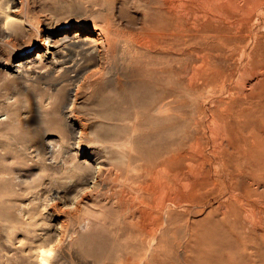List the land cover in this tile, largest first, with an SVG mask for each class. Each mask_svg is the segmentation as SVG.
Wrapping results in <instances>:
<instances>
[{
  "label": "bare ground",
  "instance_id": "6f19581e",
  "mask_svg": "<svg viewBox=\"0 0 264 264\" xmlns=\"http://www.w3.org/2000/svg\"><path fill=\"white\" fill-rule=\"evenodd\" d=\"M131 10L137 13L136 17L130 14ZM80 16L75 20L76 22H70L62 29L50 30L51 33H48L46 38L58 36L59 44L56 45L54 40L51 48L55 50L46 54L50 53V57L54 60L60 53V60L56 58V61L62 65L67 63L64 65V74L70 72L68 75L71 85H67L70 87L65 89L66 103H63V109L68 108L65 113V128L70 136L69 139L73 141L71 144L75 145V149L79 152L86 147L89 136L102 138L106 143L108 155H104V158L101 156L103 160L89 158L94 164L88 167V173L84 176L88 184L84 183L85 185L77 187L69 207L71 210H68L71 211L67 216L68 224L66 225L65 221V225L59 228L55 243L52 242L48 248H44L47 244H42L41 247H44L33 254L34 264H47L46 255L51 252L54 253L53 260H50L51 264H68L73 259L72 256L78 257L81 250L92 251L90 256L94 252V256L98 257H96L97 264H132L131 260L139 254V251L143 249L145 251L144 243L147 241H152L148 245L155 243V248L165 245L167 250L165 257L168 258L166 260L172 262L175 260L177 264H222V262L223 264H264V0H92ZM260 16H263V21ZM245 39L249 40L247 43L244 42L245 49L248 50V60L243 67H240L243 68L247 78L235 85L237 89L235 92L241 96V99L250 95L252 98L247 97V99L253 100L248 99L249 102L244 104H238L239 100L235 101L237 105L233 102L225 115L218 111L223 117L216 115L223 125L222 127L219 121H216L220 138L223 137V140L228 141L230 152L231 149L236 151V156L227 159V163H224L232 172L228 173V170V175L225 176L218 174L224 176L223 183L229 188L227 189L229 201L226 199V204L223 205V222L219 221L221 218L215 216V219L219 218L216 220L220 222V227L217 226V222L212 221H207L206 226L204 224L205 228L200 225L195 227L191 223L194 221L190 222L188 218L184 220L183 212L179 214L176 207L182 197L187 201H194L195 195L199 194L196 192L201 189L199 185L205 184L200 183L208 179L213 182L214 177L212 178V175L207 177L210 176L205 171L208 166L205 169L206 166L204 167L202 162L187 166L184 164L188 155L195 156L196 159L199 150L198 142L193 140L194 135L190 136L193 140L190 144L188 142L185 145L183 142L184 144L178 145L179 139L173 132L179 123L178 109L189 107L190 112L204 110L195 95L201 94L204 86L210 87L209 85L222 75L223 83L225 78L228 79V74L222 72L221 64L224 58L220 59L216 55L218 57L216 60L212 54H223L224 47L240 44ZM41 40L44 44V39ZM248 44L250 47L248 46L247 49ZM243 46L244 44L241 45L240 50ZM239 47L237 46V49ZM235 49L236 45L231 50ZM36 51L33 53V50H29L18 60L29 58L33 54H36V57L41 56L40 50ZM254 52L258 53L254 54ZM234 55L236 56V53ZM240 58L243 61L244 57L240 56ZM212 62L215 63L214 67L211 66ZM233 64L235 63L230 67L233 68ZM252 64L255 67L252 68ZM91 65L96 67L90 68ZM230 67L229 69H232ZM229 69L228 72L232 73ZM255 74L259 76L252 79ZM230 79L234 80V77ZM247 80L249 84L246 83ZM252 81H255L253 84L260 85L255 91L252 89ZM215 84L218 85L216 82L212 88ZM217 85L216 87L222 86ZM228 94L230 93L227 91L225 96ZM69 102L70 106L66 107ZM79 104L82 108L76 111ZM202 112L200 111L201 114ZM192 114L191 117H196L199 113L196 116ZM183 118L179 119L183 121ZM190 120L194 122L193 119ZM200 120L203 122L202 118ZM189 127L191 128V125ZM98 128L100 130H97ZM205 135L203 137H206ZM224 151L227 154L226 150ZM101 154L99 152V157ZM94 155H97L96 152ZM82 164L89 163L86 159L82 160ZM215 164L213 163V167ZM141 173L146 176L144 180L140 178ZM114 177H123L122 182L132 184L134 188L135 184L140 185L144 193L142 198L140 196L139 202L143 205L140 206L138 203L140 207L137 204L135 206L118 190L117 195L110 194ZM139 179L141 181L136 183ZM81 180L77 182L81 183ZM118 182L114 183L115 186H118ZM217 183L215 184L214 180L215 189L219 188ZM142 190L138 192L141 193ZM203 192L208 196L209 192ZM55 196L57 197V193ZM193 201L190 203L193 204ZM83 207H86L84 209L87 212H85L86 217L90 219L98 217L99 220L104 221L103 223L107 222L113 226L112 230L109 227L110 233L113 232L110 239L106 236L107 240L104 238V241L95 242L83 233L75 236ZM208 207L210 208L211 205ZM212 208L211 213L215 211ZM164 213H167V216ZM212 218L211 220L216 221ZM101 234L100 237L103 235ZM179 238L186 242L184 243L186 249L194 256L192 254L184 256L185 253H182L184 259L177 257V251L174 253L173 247L177 246L176 240ZM174 243L176 246L173 245ZM202 251L207 253L206 257ZM201 253L204 257L197 258ZM80 255L83 256L82 253ZM154 256L155 264L164 261V257L158 253ZM137 261L141 262L134 260L136 264Z\"/></svg>",
  "mask_w": 264,
  "mask_h": 264
},
{
  "label": "rangeland",
  "instance_id": "374dc122",
  "mask_svg": "<svg viewBox=\"0 0 264 264\" xmlns=\"http://www.w3.org/2000/svg\"><path fill=\"white\" fill-rule=\"evenodd\" d=\"M91 1L92 0H0V264H34L33 254L36 251H38L40 248L44 247V246L41 247L42 244L43 245L47 244V246H45L44 248H48V246L51 245L52 242L55 243L54 242L56 239L55 236L58 234L59 228H62L63 225L65 224L67 225L68 224L67 222H69L67 220V216L70 215L71 211L69 212L68 210H71L69 207L71 205L73 195L75 194L77 187L85 185L84 183L88 184L87 182H85L84 176H86V174L88 173L87 171L88 167L94 164L92 163L93 160H90V159L98 158V159L103 160L104 158L103 156L108 155L107 150L105 148L106 143H104L102 138L98 139V138H94L93 136H89L88 141L92 142V144L88 142L86 147H84L82 151H79L80 153L75 149V145L71 144L73 141L69 139L70 136L65 128V113L68 108L63 109V105H64L63 103L66 101V97L64 95L66 91L65 89L70 87L67 85L69 84L71 85V82L69 80L70 72H66L65 73L66 75H65L64 65L67 63L62 65V64H58L59 62L56 61V58L60 60V57H61L60 53L54 59L55 63H54V60H52V58L50 57L51 56L50 53L46 54V52H52L55 50L54 48H51V44L53 43L54 40H56L54 42L56 45L59 44L57 42L58 36H51L50 38H46V35L48 33H51L50 30H59V29H62V27L69 24L70 22H76L75 20L81 17L80 16L81 13L84 11L85 7ZM130 14L131 15L133 14L132 15L133 17L137 16V13L134 10H131ZM262 17H261V21H263ZM41 38L44 39L43 41L46 44L45 43L43 44L41 42L42 41ZM248 41H249L248 39H245L244 41L240 42V44L235 43L236 49H237V46L238 47L240 46L239 49L237 50L236 49L231 50L232 48L234 49V46H235L232 44L230 45V47L227 46V48L225 47L223 48L224 49L223 54H219V55L214 54V53H213L214 55L212 54V57L214 58L215 56L216 60H218L217 56H219L220 59L224 58L222 59L224 62L222 61L223 63L221 64V66L223 67L222 72H226V74H228L230 77L227 75L228 79L225 78L226 80H224V83L222 79L223 75L221 76L222 78L220 77L216 79L215 82L212 81L214 83L216 82L218 83V85L215 84L214 88H212V86L214 85V83L212 82H209V83H212V85L208 84L210 87H208L207 85L204 86L203 87L204 91L202 90L201 94L203 93L206 94L207 92H209L207 94L209 97L203 94L205 96L204 97L205 99H204L203 95L201 94L195 95L196 100L199 102L200 105L204 107V110L206 111L205 112L206 116H205L203 109L196 110L195 112H190V110H188L190 109L189 107H186V108L181 107V109L180 108L178 109L179 123H178V126L176 127L177 129L173 130V132L176 133L175 135L176 138L179 139L178 145H182L183 142L185 143V145L188 144V142L190 144V142L194 140L198 142L197 144H198V150H199V156H196V159L194 158L195 156L191 157L192 155H188L187 157H185L187 160L184 161L185 162L184 164H186L187 166L188 164H196L198 162H202L204 164V167L206 166L205 169L208 166V169H206L205 171H207L206 173L210 176H207V177L209 178L212 175V178L214 177L213 179L215 180V184L218 181L217 184L219 185V186L217 185V187L219 188L215 189L216 185L214 186V180L212 182V181H208L209 180L208 179L207 181H203L202 183H200V184H203V183L205 184L199 185L202 190L200 189L201 193L200 191L196 192V194L198 193L199 194L195 195L194 201L192 200L193 204H191L192 203L191 200L187 201L185 200L184 197H182L181 200L179 201V205H178L179 207L178 206L176 207L177 212H179V214L180 212L181 213L183 212L182 216H184L183 217L184 220L188 218L190 222L194 221L191 223H193L192 225H195V227H198L200 225L205 228L207 221H212L215 223L217 222L218 223L217 226L220 227L221 224L219 225V223L223 222V205L226 204L227 200L229 201V193H228L229 188L226 185H224L223 178L225 175H228V173L232 172L229 169L230 167H227L225 164L227 163L226 161L227 159L233 156L234 157L236 156V151L234 152V150L231 149V152H230L229 151L230 147L228 148V145H229L228 141L226 139L223 140V137L220 138L221 135L219 134L218 123H220L222 127L223 125H222V122L218 120V117L219 116L223 117V115H225V113L228 111V108L232 106V104H234L235 101L238 102L239 100L240 103L238 104H242V103L244 104V103L249 102L250 100H253V99L248 98L249 99L248 101L247 97L252 98L250 95L242 97L243 99H241V96H239L235 92L237 90L235 85H237L239 81L241 80L244 81L247 78L246 73L244 72L243 68L241 69V67H243V64L248 60V55H247L248 50L246 51L245 49V43H247ZM241 43L244 44L243 46L244 48L242 47L241 49L242 51L240 50L241 45H242ZM248 46L250 47V45L249 44L247 45V49L249 48ZM37 49L40 50L39 54L41 56L36 57V54H33L29 58L27 57V58L21 59L20 60L21 62L18 60L22 55L26 54V52H28L29 50H33V53L34 52L36 53ZM234 53H236V56L234 55ZM242 53L244 54V56ZM257 53L254 52V54H257ZM254 54L253 56H255ZM232 56L233 58H231ZM240 56L244 57L243 58L244 62L242 61ZM238 57L240 60H238ZM231 59H234V60H231ZM51 60L54 64H52ZM18 63L19 64L21 63V64L19 65ZM232 63H235L233 64L234 65L233 68L230 67L232 66ZM224 64L226 67L224 66ZM211 66L214 67L215 63L212 62ZM228 66L232 69H229ZM92 67L95 68L96 66L91 65L90 68ZM251 67L253 68L255 67V65L252 64ZM228 69L232 73L228 72ZM61 72L63 73V75H61L62 74ZM236 73L238 74V78H237ZM64 75L65 77H63ZM231 76L234 77V80L230 79V78H233ZM256 76L258 77L259 75L255 74V76H253L252 79H256L255 78ZM252 79H249V80H252ZM249 80H247L246 82L247 84L250 83L248 82ZM254 82L255 81H252L251 84H253ZM219 84L222 86H219ZM232 84L234 85L232 86ZM216 85L219 87H216ZM258 85L256 83L253 84L252 86L253 91H255L257 87L258 88L260 87V85L259 86ZM209 88L211 89V91ZM225 90H227L228 93L230 94L225 96V93L227 94V91ZM235 95H237V97ZM200 97H201V100H200ZM231 98L233 100H231ZM215 99L216 100L218 99L219 102L218 100L216 101ZM219 103L220 104L222 103V104L220 105ZM80 104H79V107H77L78 109L75 107L77 109L76 111L82 108L83 105L81 104L82 105L81 106ZM217 104H219V106ZM68 105L70 106V102L67 104L66 107H69ZM234 105H237V103H235ZM214 108L215 109L218 108V109L215 110ZM183 109H186V110H183ZM184 111H188V112H184ZM200 111L201 112L203 111L202 114L200 113ZM218 111L219 113L221 112V114L223 113L224 114L223 115L218 114ZM196 112L199 114H197ZM192 113H195V115ZM184 114L186 115L188 114L187 117ZM191 114L192 116H196L197 114V116L199 117L197 116L191 117ZM216 115H219V116H216ZM182 117H184L183 121L180 120L182 119ZM200 117L203 119L202 120L203 122H201ZM190 119H193L194 122H192V120ZM189 120L192 122V124L189 123L190 122ZM196 120L198 123L196 122ZM216 121L217 122L219 121V122L217 123ZM200 122L202 125L199 124ZM190 125H191V128L189 127ZM185 126L187 128L189 127L188 130H185L187 129L185 128ZM199 126L200 128H198ZM90 127H89V130H90ZM182 128L184 130H182ZM97 130H100V128H98ZM177 133H178V136H177ZM201 133L204 135L206 134L205 136L209 138L206 139V137H203L204 135H202ZM192 135H194L193 140L191 139ZM90 138L92 139L90 140ZM183 138L185 139L188 138V140L186 139L185 141V139ZM200 139L202 140L200 141ZM204 139L207 141H205ZM97 140H99V142H97ZM202 141L204 143L205 142L207 143L204 144ZM222 141L224 143H222ZM185 145L184 147H186ZM224 150H226L227 154L225 153ZM93 151H95L97 155H94L95 152ZM98 151L102 153L100 157L98 155L99 154ZM223 151H224V154H223ZM81 152H83V154ZM211 152L213 153V155ZM228 152H230V154H228ZM220 153L221 155H219ZM214 154L216 156H214ZM228 155L230 156L228 157ZM208 156L209 158H207ZM86 159L89 164H82V160H86ZM219 159L222 161H220ZM213 163L214 164L216 163L215 167H213L214 166ZM219 173L224 174V176L218 175ZM129 174L132 175L131 173ZM141 175L142 177L140 178L144 180L146 178L145 174L141 173ZM80 178L83 179L84 181H82ZM113 179L115 180L113 182L112 191H110V194L117 195L116 191L118 190V192L124 193V197L128 201L130 199L132 202L131 201L129 202L135 204V206H137L138 203L140 204V206L143 205L139 202L140 196L142 198L143 196L142 194L144 193L140 185L138 186V184H135V185L133 184L135 186L134 188L132 184H128V183L124 184L122 182L124 180L123 177L122 178L114 177ZM141 179H139V181H136V183L140 182ZM80 180H81V183H78L80 182ZM116 182H118V186L117 185L115 186V184H117ZM254 183L255 182H253V184ZM119 184H122L123 186ZM119 186H122V187L120 188ZM206 186H208L211 189H209ZM127 188L130 189V190L128 189L129 192L127 191ZM133 188L134 190H132L131 192V189ZM139 189L142 190L141 193H139L141 191V190L139 191ZM203 191L209 192L208 196H206L207 194L204 193ZM56 193H57V197L55 196ZM225 194H227V196H225ZM202 195L204 197H202ZM222 197H224L225 199H222ZM202 198H204L203 199L204 201L203 200L201 201ZM136 199L138 200L136 201ZM195 200L197 201L196 203H195ZM219 200H222L223 202L222 201L219 202ZM214 203L217 208L216 207L214 208ZM219 203L220 205H218ZM227 203L229 204L230 202H227ZM193 205H194V208H193ZM208 205L209 206L211 205V207L209 208ZM197 206H200V207H197ZM212 206L216 212L214 211L213 213H211V211H213L211 210ZM204 207L206 208L204 209ZM85 208L86 207H83L82 209L81 214L83 216L80 215L79 217L80 223L78 225L79 226L77 228L78 231L75 236L81 235L83 233L84 235H88L91 238V240L95 242H99V240L100 242L104 241L105 240L104 238H106V240L108 238L110 239L113 234L112 231H111L112 233H110V228L112 230L113 226L107 222L103 223L104 221L101 219L99 220L98 217H95L93 219L86 217V214H85L86 210H84ZM181 208H183V210ZM192 208L196 210V212ZM203 214L207 216V217L204 216L207 219H205L202 216ZM164 215L167 216V213H164ZM215 216L221 218L222 221L219 220V218H216V219H218L220 222L216 220ZM191 218L193 220H191ZM211 218L216 221L211 220ZM60 223H61V227H60ZM88 224H90V226ZM81 226H83V228ZM163 226H164L163 228H165V225ZM89 229H91L90 231L93 235L90 234V231H88ZM99 229H100V232H99ZM94 230L96 231L93 232ZM85 232L88 234H86ZM101 232L103 235L101 234ZM99 234H101L102 236L100 237ZM106 236H108V238ZM180 239L181 238L176 240L178 244L175 241L177 246L175 243L173 244L176 246L173 248H174V253L177 251L176 252L178 255L177 257L179 259L182 258L183 257L182 253H185L184 256L186 255L191 256V254L192 256H194L192 252L190 253V251L186 249L185 244H184L186 242H183L184 240L183 239L180 240ZM149 242L151 243L152 241H149ZM149 242L147 241L144 243V248L146 252L144 251V249L139 251V254H137V256L135 255L136 257H134L131 260L133 261L132 264H136L135 263L136 259L139 261L141 260L140 263L137 261V264H145V263L155 264L154 255L156 253L164 257V261H162L163 263L165 262L166 264L167 263L177 264V262H175L174 259H173L174 260L173 262L170 260H166L168 258L165 257V255L167 254L165 245L162 244V246L160 245L158 246L162 249V251H160L161 249H159L158 247H156L158 250L155 248L156 246L155 243H152V245L149 244L150 246H152L150 247L148 245ZM178 246L180 249L181 248L182 249L180 250L179 248H177ZM85 251L81 250L78 254V257H76V255L72 256L73 259L71 258L72 260L69 261V263L70 264H83L82 262H84V264H94V263L97 264L98 257L96 256L97 257L96 258L94 256V252L90 256L92 251H88V250H85ZM80 253H82L83 256L80 255ZM87 253H89L88 257L86 256ZM202 253L204 254V256L205 254H207L203 251ZM53 255L54 253L52 252L46 255L48 259L47 264H51L50 260H53ZM139 255H140V258H139ZM201 255L198 254L197 258L204 257L203 255L202 256ZM144 257L146 259H144ZM148 259L149 261H147ZM182 259H184V257ZM162 262L160 264H162Z\"/></svg>",
  "mask_w": 264,
  "mask_h": 264
}]
</instances>
